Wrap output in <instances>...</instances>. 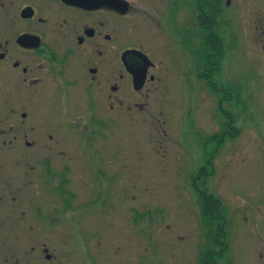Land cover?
<instances>
[{
  "label": "rangeland",
  "instance_id": "1",
  "mask_svg": "<svg viewBox=\"0 0 264 264\" xmlns=\"http://www.w3.org/2000/svg\"><path fill=\"white\" fill-rule=\"evenodd\" d=\"M161 2L139 0V11L164 21ZM186 2L177 16L194 26L200 3V40H165L138 15V42L170 70L172 88L146 108L160 120L126 111L73 138L76 198L70 212L58 200L73 264H264V0Z\"/></svg>",
  "mask_w": 264,
  "mask_h": 264
},
{
  "label": "flooded vegetation",
  "instance_id": "2",
  "mask_svg": "<svg viewBox=\"0 0 264 264\" xmlns=\"http://www.w3.org/2000/svg\"><path fill=\"white\" fill-rule=\"evenodd\" d=\"M138 1L0 0V264H73V227L59 225L58 209L76 198L73 138L105 133L126 111L136 119L172 88L162 50L138 42V15L165 40H200L199 2L192 26L177 16L186 0H162L164 21Z\"/></svg>",
  "mask_w": 264,
  "mask_h": 264
}]
</instances>
